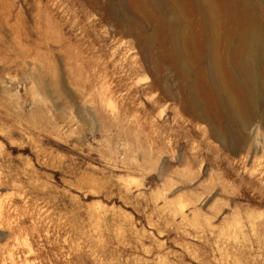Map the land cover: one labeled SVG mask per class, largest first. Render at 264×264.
Here are the masks:
<instances>
[{"label":"rangeland","instance_id":"rangeland-1","mask_svg":"<svg viewBox=\"0 0 264 264\" xmlns=\"http://www.w3.org/2000/svg\"><path fill=\"white\" fill-rule=\"evenodd\" d=\"M159 1L0 4V264H264V107L194 99Z\"/></svg>","mask_w":264,"mask_h":264},{"label":"bare ground","instance_id":"bare-ground-1","mask_svg":"<svg viewBox=\"0 0 264 264\" xmlns=\"http://www.w3.org/2000/svg\"><path fill=\"white\" fill-rule=\"evenodd\" d=\"M151 1L160 5L159 0ZM174 1L185 15L198 11L200 17L196 21L201 27L199 31L195 27L188 33L175 31L171 35L177 68H186V58L197 62L207 56L209 70H197L194 99L205 95L210 107L216 102L220 111L245 132L252 124L254 112L264 107V23L241 0ZM233 67H238V82ZM208 75L211 87L206 80Z\"/></svg>","mask_w":264,"mask_h":264},{"label":"crops","instance_id":"crops-1","mask_svg":"<svg viewBox=\"0 0 264 264\" xmlns=\"http://www.w3.org/2000/svg\"><path fill=\"white\" fill-rule=\"evenodd\" d=\"M2 2H4V0H0V4H1ZM3 16H4V12H3V11H0V18H1V17L3 18Z\"/></svg>","mask_w":264,"mask_h":264}]
</instances>
